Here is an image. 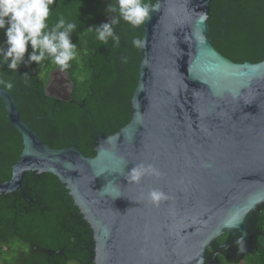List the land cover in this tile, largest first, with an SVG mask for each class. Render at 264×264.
I'll list each match as a JSON object with an SVG mask.
<instances>
[{
  "label": "water",
  "instance_id": "water-1",
  "mask_svg": "<svg viewBox=\"0 0 264 264\" xmlns=\"http://www.w3.org/2000/svg\"><path fill=\"white\" fill-rule=\"evenodd\" d=\"M151 7L131 119L99 133L94 155L47 144L0 90L23 138L0 195L24 192L28 172L57 176L92 229L93 264H205L227 232L256 249L246 222L264 204V59L214 47L211 0Z\"/></svg>",
  "mask_w": 264,
  "mask_h": 264
},
{
  "label": "flooded vegetation",
  "instance_id": "flooded-vegetation-1",
  "mask_svg": "<svg viewBox=\"0 0 264 264\" xmlns=\"http://www.w3.org/2000/svg\"><path fill=\"white\" fill-rule=\"evenodd\" d=\"M154 1L149 4L144 0L150 6ZM110 3L115 4V0H56L51 6L49 27L61 17L77 24L71 34L77 55L67 71L61 73L51 59L42 65L22 63L15 72L0 64V80L13 84L11 90L0 84V90L12 94L22 119L53 147L78 145L83 139L94 146L98 134L103 133L96 122L100 115L99 91L123 89L130 84L131 74L139 73L142 50L141 46H133L132 40H141L143 24L133 28L121 19L114 25L120 37L118 46L111 39L107 45L103 44L96 39L94 27L90 29L117 15L106 11ZM209 37L214 47L228 58L241 55L264 58V0H211ZM5 39L4 30H0V45ZM101 74L109 78L102 79ZM86 124L89 138L84 134ZM22 149V135L11 124L0 97V181L11 177ZM263 213L264 204L246 222V234L256 249L247 251L245 244L239 243L240 232H227L208 248L205 264H264Z\"/></svg>",
  "mask_w": 264,
  "mask_h": 264
},
{
  "label": "trees",
  "instance_id": "trees-1",
  "mask_svg": "<svg viewBox=\"0 0 264 264\" xmlns=\"http://www.w3.org/2000/svg\"><path fill=\"white\" fill-rule=\"evenodd\" d=\"M230 59L259 62L264 58L241 55ZM138 75V71L132 73L123 89L99 91L96 122L100 132L112 134L130 121ZM84 134L89 138L88 124ZM78 146L86 155L95 154L87 140ZM24 186V192L0 195V264H93L92 229L57 176L28 172ZM261 222L264 225V213Z\"/></svg>",
  "mask_w": 264,
  "mask_h": 264
},
{
  "label": "clouds",
  "instance_id": "clouds-1",
  "mask_svg": "<svg viewBox=\"0 0 264 264\" xmlns=\"http://www.w3.org/2000/svg\"><path fill=\"white\" fill-rule=\"evenodd\" d=\"M55 3L56 0H0V30H4L6 37L0 45V64H6L8 69L15 72L22 63L31 65L35 62L36 65H42L46 59H51L61 73L69 69L70 62L77 55L76 44L71 39L77 24L61 17L49 27L50 8ZM106 11L117 15L99 26H90V29L94 27L96 39L103 44L107 45L111 39L114 45L118 46L120 37L115 33L113 26L122 19L136 28L143 24L155 9L144 0H115V4L107 5ZM132 43L133 46L139 47L142 42L133 38ZM0 84L9 90L13 88L11 82L0 80ZM134 178L139 179L138 176ZM150 195L158 198L155 192Z\"/></svg>",
  "mask_w": 264,
  "mask_h": 264
}]
</instances>
